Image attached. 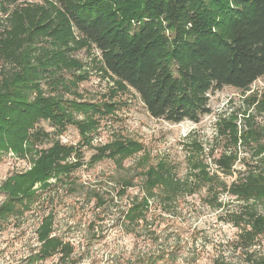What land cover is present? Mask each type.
<instances>
[{
  "label": "trees",
  "instance_id": "1",
  "mask_svg": "<svg viewBox=\"0 0 264 264\" xmlns=\"http://www.w3.org/2000/svg\"><path fill=\"white\" fill-rule=\"evenodd\" d=\"M12 6L16 8L11 10ZM84 47L100 51V70L114 76L122 89L133 88L153 117L200 122L212 112L213 90L228 85L248 92L264 76V0H0V61L9 65L0 79V152L14 150L22 158L30 154L32 162L29 169L1 184L6 194L0 204L1 219L30 210L42 196L39 187L49 189L50 179L69 178L84 166L82 145L95 150L88 166L109 158L122 167L124 159L143 147L125 137L91 144L90 136L98 126L94 113L112 112L113 103H105L102 109V104L64 97V91H71L70 83L78 85L87 78L84 63L70 54ZM71 69L73 80L67 82L64 71ZM46 83L53 92L45 89ZM248 97L264 108V95ZM77 112L85 117L79 119ZM250 116L242 129L234 120L224 126L233 145L254 141L256 155L261 156L234 181L222 183L245 202L244 209L232 215L244 249L264 233V213L253 207L255 202L264 203V128L253 126ZM43 120L60 133L67 125H76L80 145L55 139L49 147H36L37 140L49 136L37 128ZM229 150L215 159L217 168L212 173L197 158L191 166L196 179L178 178L163 159L149 165L143 171V194L134 196L125 221L137 226L145 222L151 199L157 196L172 200L204 184L212 190L221 182L218 172L234 174L239 155L236 149ZM122 180L124 195L134 181L133 177ZM38 182L40 186L34 188ZM53 218V214L43 217L37 229L40 248L35 262L59 256L61 264H70L74 246L54 235ZM153 258L149 264L158 261Z\"/></svg>",
  "mask_w": 264,
  "mask_h": 264
},
{
  "label": "rangeland",
  "instance_id": "2",
  "mask_svg": "<svg viewBox=\"0 0 264 264\" xmlns=\"http://www.w3.org/2000/svg\"><path fill=\"white\" fill-rule=\"evenodd\" d=\"M70 54L84 63L82 70L88 71V75L78 85L70 83L71 91H64V97L102 104V109L105 103H113L112 112L94 113L98 126L90 136L91 144L99 146L125 137L143 147L124 159L122 167L109 158L88 166L86 163L95 150L82 145L84 166L69 178L50 179L49 189L39 187L42 196L30 210L0 218V264H61L59 256L35 262V253L40 248L37 229L49 214L54 216V235L74 246L70 264H149L151 257L158 258L155 264H264V233L248 249L242 247L241 230L233 223L232 215L240 213L245 202L222 186L234 181L244 169L255 166L261 157L256 155L254 141L233 145L224 126L234 120L242 129L251 114V124L264 128V108L252 104V98L248 97L264 95V76L248 92L228 85L213 90L211 113L203 115L200 122L174 123L153 117L133 88L122 89L114 76L101 71L97 48L84 47ZM8 67L0 61V79ZM74 72V69L64 71L63 78L72 81ZM44 87L53 92L49 84ZM76 116L81 120L85 117L82 112ZM37 128L49 133L36 141L38 148L49 147L55 139L80 145L81 134L76 125H67L60 133L43 120ZM261 141L264 142V136ZM229 149H236L239 155L234 174L218 172L221 182L212 190L204 184L194 193L185 191L172 200L157 196L151 199L145 222L137 226L125 221L130 202L134 196L143 194V171L149 165L166 160L178 178L186 179L192 177L191 166L197 158L203 159L212 173L217 168L215 159ZM28 155L22 158L14 150L0 152V187L8 177L31 167ZM126 177H133L134 186L121 195L122 179ZM38 186L39 182L34 188ZM5 197L0 189V204ZM253 207L264 213V203L255 202Z\"/></svg>",
  "mask_w": 264,
  "mask_h": 264
}]
</instances>
